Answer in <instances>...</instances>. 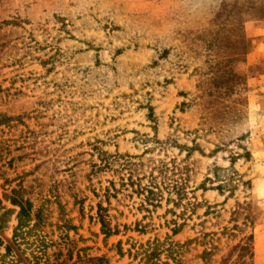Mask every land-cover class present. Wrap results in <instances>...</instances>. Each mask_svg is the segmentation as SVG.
Here are the masks:
<instances>
[{
    "label": "rangeland",
    "instance_id": "1",
    "mask_svg": "<svg viewBox=\"0 0 264 264\" xmlns=\"http://www.w3.org/2000/svg\"><path fill=\"white\" fill-rule=\"evenodd\" d=\"M0 114L22 120L0 128V204L17 211L5 196L22 187L46 219L6 254L12 215L0 264H144L156 240L187 245L166 264H264V0H0ZM94 145L140 156L142 186L173 159L181 201L108 204L120 175L88 179Z\"/></svg>",
    "mask_w": 264,
    "mask_h": 264
},
{
    "label": "trees",
    "instance_id": "2",
    "mask_svg": "<svg viewBox=\"0 0 264 264\" xmlns=\"http://www.w3.org/2000/svg\"><path fill=\"white\" fill-rule=\"evenodd\" d=\"M19 123H22L20 117L11 118L7 117L6 115L0 114V128L2 127L8 130H12L14 128H17L19 126ZM29 131L30 130H28V133H30ZM156 144H158L159 146L168 147L169 145H171V142L169 140H166L164 142L157 141ZM174 148H177L179 150L186 149L189 150V152H192V150H190L186 146H180L176 143ZM91 151V155L96 157V163L92 164V170L88 174V179H90V177L92 176H96L105 172H111L112 174L120 175L119 180L121 183V189H117L115 183L111 181L108 182L107 188L102 190L103 194L101 195V198L105 199L108 204L112 197L116 198L118 194H124L125 192L131 191L137 196L146 195L145 199L141 202V207H152L153 205L158 204L159 200L163 199L162 194L164 189H167L170 192L171 196H175L176 198H178V200L181 201L180 196L184 195L183 186L185 185L184 182L186 181V179L178 178V180L176 181L170 179L171 174H175L178 172V174L181 175V172H179V165H176L173 159L169 163L160 160L158 162V166L151 169V172L153 173L148 176V184L142 186L136 184L133 181L134 174L142 167L141 162L135 161L137 159L140 160V156H130L129 154L122 155L119 153L110 155L107 152L101 151L100 148H98V146L96 145L92 146ZM189 156L190 153L187 155V157ZM184 162L185 161L183 160L181 161L182 164ZM215 170L219 171L216 168ZM215 170L214 173H212L213 179L207 178L206 181H209L211 183L218 182L220 185L217 186V190L221 192L228 181L227 179L224 180L225 182L219 180L220 177L216 174ZM155 172L158 173L159 176L154 175L156 174ZM158 178L162 179L163 181H167L166 184L168 185L162 188V185L156 183V180ZM22 189V187L18 188V190L12 189L10 192L11 196H5L6 201L12 207L16 208L17 211L8 209L6 206L0 204V232H3L6 228H8V223L12 215L15 214V219L17 222V225L13 229L12 245L10 244L6 246V254H10L13 252L12 246L20 247L21 243H24L28 240L30 234H32L34 231H37L41 224H44L46 222V219H44L43 208L45 202L42 203L38 208H36L32 200L24 198ZM53 199H56V197L53 196ZM176 200H174V203L176 202ZM96 216L97 221L101 227V233L103 235H105L106 237H111L115 235V233H117V230L111 229L108 210L103 208L102 204H99L97 206ZM176 231L177 230L174 229L172 230V233H175ZM212 236L214 237V235ZM252 240V236L247 239L248 242H252ZM186 246L187 245L166 246L164 243H160L159 240H156L154 243L149 244L147 246V249L144 250L143 262L144 264H166L160 262V255L164 252L166 253L167 260H172L178 263L177 258L180 255L179 251L184 249ZM250 250L251 246H249V244H246L244 247H242L240 249L238 261L242 262L245 257L251 255L252 253L250 252ZM207 256L212 255H210V253L208 252H203L201 260L205 261Z\"/></svg>",
    "mask_w": 264,
    "mask_h": 264
}]
</instances>
